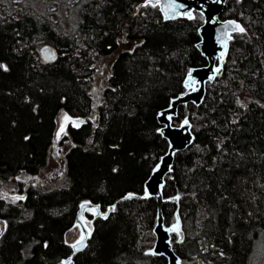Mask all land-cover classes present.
I'll list each match as a JSON object with an SVG mask.
<instances>
[{"label":"trees","instance_id":"obj_1","mask_svg":"<svg viewBox=\"0 0 264 264\" xmlns=\"http://www.w3.org/2000/svg\"><path fill=\"white\" fill-rule=\"evenodd\" d=\"M143 1L70 0L77 34L68 35L54 25L56 3L39 16L29 0H0V65L8 69L0 68V184L17 182L25 197L0 198L7 225L0 264H63L69 256L73 264H167L162 255L146 254L156 239L158 206L143 197L144 185L169 146L157 116L186 92L189 70L207 61L196 46L201 15L165 21ZM226 5L220 18L236 20L246 32L232 34L200 104L180 105L171 122L178 126L187 117L193 135L174 153L161 189L164 227L180 218L182 242L175 233L170 242L181 264L263 258L256 252L264 248V0ZM123 35L141 43L118 54L96 102V65ZM42 45L56 49L53 62L41 60ZM243 95L246 105L238 102ZM61 111L84 123L68 129V186L45 190L34 179L49 159ZM127 194L134 197L124 199ZM82 202L103 213L116 210L107 219L87 213V246L72 254L65 234Z\"/></svg>","mask_w":264,"mask_h":264},{"label":"water","instance_id":"obj_2","mask_svg":"<svg viewBox=\"0 0 264 264\" xmlns=\"http://www.w3.org/2000/svg\"><path fill=\"white\" fill-rule=\"evenodd\" d=\"M175 2L178 5H183V7L176 9V13H178V15H176L175 19L185 18V19L191 20L187 17V13L191 12L193 17H194L195 12L199 13L200 15L201 13H203V15H201L203 17V23L198 27L200 41L199 43H197L196 46L199 52L201 53V55L206 59L207 64L204 67L191 68L189 70L192 72L193 80H195L196 83L189 87H185V81L187 80V75H188L187 73L184 79V82H183V85L185 89L187 90V92L183 94L182 96L172 100L169 107L160 111L157 116L158 123L161 126L159 129V132L168 141L169 146H168L167 153L161 157L159 163L153 169L148 180L146 181L145 193L147 191L148 193L147 197L155 198L157 200V206H158V215H157L156 225L153 230L156 239H155L152 252H155L156 255H162L166 257L167 264H177V262H179V264L181 263H180L179 258L173 252L171 242H170V233L166 231V229L168 228L164 227L163 225V220H162L161 211H160V206L162 203L161 185L163 186L164 177L167 173H169V169L171 168V165L173 162L174 153L184 150L186 147H188L191 144L193 140V135L190 131V124L184 125V123H182L179 127H173L171 125V121L173 118L177 116V109L180 105H186L188 103H192L194 105L200 104L201 100L203 99L204 93H205V84L207 82L210 83L214 80V79H209V78L214 75L216 76L217 74L215 73V69L217 65L221 66L225 62L227 52H228L229 41L232 38L227 39V49L226 50L223 47H221L220 39L218 38L226 39V37H224V32H225L224 26L228 25L229 33L231 37H232V34L238 33V32H231V25L229 24L230 21H235V20L233 19L221 20L219 18L220 14L226 9V6H227L226 0H175ZM144 3H145V0L143 1L141 5H143ZM167 3H169V0H160V5H164ZM157 8L159 9V12L161 13L162 18L165 21L175 20V19H165L164 12L161 10V7L157 6ZM173 14L174 13L169 12V15H173ZM44 48H48L50 49L52 53H55V59L57 57L56 49L50 45H42L39 48V55H40L41 60L47 63L53 62L55 59L54 60L45 59V56L42 53V50ZM222 52H224L223 62H221L220 60V54ZM68 117L70 118V120L64 123L65 131H67L69 127H77V126H73L72 121H83L84 123V119L81 117H72L69 115ZM169 117H171V119H169ZM61 124H62V119H61ZM59 130L60 128L56 130L55 132V139L52 143V152L55 151L56 146H57V133L59 132ZM128 196L132 197V195H126L125 197H128ZM81 205H85V208L82 209ZM112 206H115V205H112ZM93 208L98 209L99 214H94L92 211ZM109 208L107 209L106 212L103 213L101 212L98 204H94L91 202H82L79 205V209L77 211V214L74 220V227H77L79 230V238L81 236V233H84L86 237L84 241L85 244L87 242V239L89 238L88 233L89 232L91 233V230L89 229L86 223L87 221L86 213H90L93 219L97 217L103 218V214L105 213L107 215L109 214V211H108ZM1 230L2 229H1V224H0V231ZM76 241L74 243H76ZM71 251H72V254L77 253V252L74 253V250L72 248H71ZM69 258L72 259V257L69 256L63 261Z\"/></svg>","mask_w":264,"mask_h":264},{"label":"rangeland","instance_id":"obj_3","mask_svg":"<svg viewBox=\"0 0 264 264\" xmlns=\"http://www.w3.org/2000/svg\"><path fill=\"white\" fill-rule=\"evenodd\" d=\"M70 0H65L64 4H59L57 0H29V4L33 6V13L39 16H46L48 14V9L54 5L53 21L58 32L62 34L75 35L77 34V19L71 13L67 6ZM26 5V2L24 3ZM12 5H9V10H11ZM202 22V21H201ZM141 43L138 41H130L126 39L123 35L117 40V48L108 56L101 58L94 71V86L92 88V97L96 102L99 101L102 90L107 87V80L111 73V66L115 58L124 51L131 52L136 46ZM249 101L246 95L239 98V103L241 105H246ZM186 114L189 111L185 110ZM65 114L61 111L56 119V130L61 127V119ZM187 119V117H184ZM183 122V121H181ZM179 123L180 126L182 123ZM177 127V126H175ZM55 139V137H54ZM72 143L69 138L67 131L60 134L59 139H57V146L54 152L51 151L49 159L46 166L40 172V174L35 177L34 182L41 185L43 189L50 190L53 188L66 187L69 184L68 178L66 177L65 171V154L71 147ZM20 180L24 181V178L20 177ZM27 183V181H25ZM21 186L17 182H11L6 184H0V198H5L9 202H13V197L21 195L23 190L20 189ZM88 218V217H87ZM0 224L2 227V232L5 229V222L0 219ZM87 226L92 229V221L87 219ZM79 238V230L77 227H72L65 234V242L67 244H73ZM263 255L262 260H256L253 264H264V248L261 252H256V256Z\"/></svg>","mask_w":264,"mask_h":264},{"label":"snow or ice","instance_id":"obj_4","mask_svg":"<svg viewBox=\"0 0 264 264\" xmlns=\"http://www.w3.org/2000/svg\"><path fill=\"white\" fill-rule=\"evenodd\" d=\"M157 7V6H160L161 7V10L164 12V16H165V19H175L176 18V15H178V13H176V9L177 8H181L183 7V5H178L176 4L175 0H169V3L167 4H164V5H160V0H145V3L142 5V7ZM169 12H172L174 13L173 15H169ZM201 15H203V13H201ZM187 17L189 19H193L194 17L192 16V13L189 12L187 13ZM229 24L231 25V32H238L240 34H245L246 32V29L241 26V24L235 22V21H230ZM225 32H224V37L225 38H218L220 39V43H221V47H223L225 50L227 49V39H231V35L229 33V28H228V25H225ZM42 53L44 54L45 56V59L46 60H54L55 59V53H52L50 51V49L48 48H44L42 50ZM223 57H224V52H222L220 54V60L221 62H223ZM0 68H3L4 71H7V67L5 65H0ZM221 72V69L218 67L215 69V73L216 74H219ZM209 79H215V75L210 77ZM195 80H193V77H192V72L189 71L188 72V75H187V80L185 81V87H189L193 84H195ZM169 119H171V117H169ZM70 120V118L68 117L67 114H64L63 117H62V124H61V127H60V130L59 132L57 133V139H59L60 137V134L63 133L65 131V127H64V123L65 122H68ZM73 123V126H78L79 124L83 123V121H72ZM184 125H188L189 122L187 119L184 120ZM169 171H171V169H169ZM161 187H163L161 185ZM148 193L146 191L145 193V197H147ZM131 198L130 196L128 197H125V199H129ZM25 199V197L23 196H16V197H13V200H23ZM180 197L179 196H176L175 197V200L179 201ZM81 208H85V205H81ZM116 209H115V206H112L111 208H109V212H114ZM93 213L94 214H99L98 212V209L96 208H93L92 209ZM103 218L104 219H107L108 216L107 214H103ZM7 225L5 224V229H6ZM166 231H168L169 233H175L177 237H180L181 240L180 242H182V231H181V227H180V218L179 216L176 217V222L175 224H173V226L171 228H168L166 229ZM0 235H3V232L0 231ZM91 233L89 232L88 233V236L90 237ZM86 237L84 235V233H81V236L80 238L76 241V243L70 245V247L74 250V253L75 252H80L83 250L84 247H86L87 245L84 243ZM45 247H47V244H45ZM147 255H155L156 253L155 252H150V253H146ZM63 264H73V261L71 258L63 261ZM177 264H179V262H177Z\"/></svg>","mask_w":264,"mask_h":264},{"label":"bare ground","instance_id":"obj_5","mask_svg":"<svg viewBox=\"0 0 264 264\" xmlns=\"http://www.w3.org/2000/svg\"><path fill=\"white\" fill-rule=\"evenodd\" d=\"M236 21V20H235ZM232 37H233V35H232ZM232 40V39H231ZM216 78V77H215ZM207 84V83H206ZM206 92V91H205ZM186 93V92H185ZM184 93V94H185ZM182 96V95H181ZM180 97V96H179ZM187 105V104H186ZM182 123V122H181ZM173 126V125H172ZM173 127H175V126H173ZM177 127H179V126H177ZM173 157H174V155H173ZM166 176V175H165ZM161 192H162V190H161ZM144 194H145V185H144V193H143V197H145L144 196ZM127 195H132V197L131 198H133L134 197V195L133 194H127ZM154 247V246H153ZM152 250H153V248H152ZM152 250H151V252H152ZM156 255V254H155Z\"/></svg>","mask_w":264,"mask_h":264}]
</instances>
